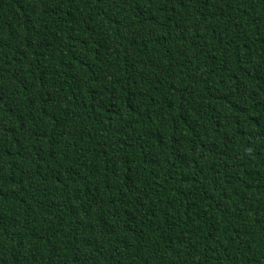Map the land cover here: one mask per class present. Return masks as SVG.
<instances>
[{
  "label": "trees",
  "instance_id": "1",
  "mask_svg": "<svg viewBox=\"0 0 264 264\" xmlns=\"http://www.w3.org/2000/svg\"><path fill=\"white\" fill-rule=\"evenodd\" d=\"M0 264H264V0H0Z\"/></svg>",
  "mask_w": 264,
  "mask_h": 264
}]
</instances>
